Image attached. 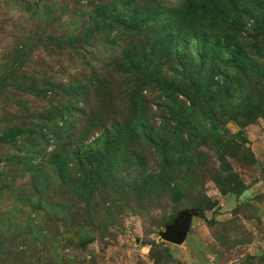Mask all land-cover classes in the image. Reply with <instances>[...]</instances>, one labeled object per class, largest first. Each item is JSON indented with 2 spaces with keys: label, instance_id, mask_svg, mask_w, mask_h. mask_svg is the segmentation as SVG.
Listing matches in <instances>:
<instances>
[{
  "label": "trees",
  "instance_id": "obj_1",
  "mask_svg": "<svg viewBox=\"0 0 264 264\" xmlns=\"http://www.w3.org/2000/svg\"><path fill=\"white\" fill-rule=\"evenodd\" d=\"M85 1L90 12L79 32L70 33L66 28L65 32L41 30L21 35V40L11 45L14 58L0 76V98L7 94L14 99L8 93L15 86L21 94L44 99L58 87L56 71L46 56L36 76L25 70L35 49H45L55 60L61 57L58 62L64 66L68 53L80 54L96 44L111 47L104 72L99 73L102 77L75 88L84 96L96 88L99 99L90 113L84 102L87 108L80 130L86 131L87 138L100 131L89 143L80 135V144L60 142L47 151L51 140H61L56 133L51 136L48 121L30 130L29 144L22 142L28 130L3 123L27 116V104L20 100L26 111L15 115L3 108L12 116L0 115L2 158L5 164L17 165L18 171L23 166L29 179L24 184L16 182L18 176L0 180V195L10 193L14 203L8 209L0 206V264H7L10 254L25 259L40 240L49 245L46 249L51 260L59 264L69 257L65 250L73 247L72 243L85 248L91 241L86 221H116L127 201L142 209L170 197L178 205L187 201L191 206L187 208L204 211L210 206L201 199L205 195L201 178L211 171L205 147L211 144L221 155L224 141L234 135L225 118L245 126L257 116L264 117V58L252 60L253 49L264 51V0ZM174 62L176 66L170 68ZM253 69L256 72L249 73ZM238 73L249 81L240 80ZM119 81L136 84L135 89L124 92L131 96L134 115L127 121L112 115L99 118L116 107L111 83ZM148 87L160 91L165 99L159 105L165 107L168 118L159 126L148 125L140 117L146 105L137 96ZM59 113L63 116L71 111L63 106ZM196 114L205 117L210 127L191 121ZM3 146L11 149L10 153ZM222 162L220 169H214L223 176V180L216 179L221 190L245 191L246 185L237 189L241 184L237 174L225 166V159ZM235 183L240 184L235 187ZM198 186L200 201L195 202L189 197ZM121 194L123 203L119 202L123 198L118 199ZM28 208L30 213L25 216ZM177 213L173 212L166 225ZM17 241L21 244L15 245ZM165 250L167 257L173 258L170 249ZM29 258L30 264H35L31 254Z\"/></svg>",
  "mask_w": 264,
  "mask_h": 264
},
{
  "label": "rangeland",
  "instance_id": "obj_2",
  "mask_svg": "<svg viewBox=\"0 0 264 264\" xmlns=\"http://www.w3.org/2000/svg\"><path fill=\"white\" fill-rule=\"evenodd\" d=\"M78 1L0 0V76L14 58L11 45L21 40V35L29 32L37 33L41 30L65 32L66 28L71 31L70 33L79 32L86 23L84 17L89 15L90 7L85 0H81L80 3ZM110 51V46L96 44L85 48L80 54L68 53L65 65L61 66L58 62L61 57L55 60V57L47 56L45 49H35L30 64L24 66L25 70L36 76V72L41 70L42 58L46 56L47 62L54 63L58 87L54 94H48L50 97L47 95L46 98L41 99L35 94H21L20 89L12 86L10 89L12 91L8 94L13 95L14 99L7 97V94L0 98V115L12 116L10 113H4L6 111H3V108L6 107L14 111V115L26 111V105L23 106L20 100L27 104L30 113L27 116L12 117L3 124L8 128L22 126L27 129L28 133L22 142L26 141L29 144L31 142L29 139L32 137L30 130L48 121L51 136L56 133L61 140L57 137L51 140L47 151L55 148L60 142L63 145L64 142L72 140V146H75L76 142L80 144V135L84 138L85 144L89 143L93 137L99 135L100 131L87 138L86 131L80 130L84 109L87 108L84 102L86 100L88 107L90 106V113L97 106L99 99L96 97V88L87 92L88 96L77 93L75 88L87 81H97V78L102 77L99 73L104 72L103 67L106 65ZM196 52L192 50V53ZM252 54L253 61H258L256 59L258 56L264 58V51L261 48L258 51L256 48L253 49ZM87 60L89 63L86 62ZM175 63L168 66L173 68L176 66ZM166 70L168 71L167 68ZM255 72L256 69L249 71V73ZM237 76L240 80L249 81L241 73ZM112 86L114 89L112 93L116 96V107L105 111L106 114L101 113L99 118L106 115V119H109L112 115L114 118L127 121L134 114L131 111L133 110L131 96L124 92L126 88L135 89L136 84L133 82L128 85L120 84L119 81L114 85L111 83ZM239 95L242 94L237 96ZM140 96L137 98L142 99L146 105L145 111L140 116L142 120L148 125H161L167 116L165 107L159 105L165 100L161 92L148 87ZM90 101L91 105H89ZM261 104L264 105V97ZM63 106H68L71 113L61 116L59 110ZM224 120L234 135L229 142L224 141L221 155L217 147L211 149V144L205 147L209 152L205 154L207 167L211 171H207L205 177L201 178V188L205 194L201 195V199H204L203 201L206 202L204 204L210 207L203 209L204 216L192 217L191 228L181 244L165 241L160 236V232L165 230L166 222H169L173 212L177 213L183 208L191 207L187 201L178 205L168 197V200L156 201L154 205L144 203L147 205L142 209L131 207L127 201L117 213L119 216L116 217V221L108 223L106 218L92 223L86 221L85 230L93 235L91 241L85 248H81L76 242L75 245L72 243L73 247H67L65 250L70 254L67 255L69 257L59 260V264H264V117L257 116L254 123L245 126H241L235 120L228 121L226 118ZM191 121L202 127H210L209 121L199 114H196ZM170 123L174 124V122ZM3 149L10 153L11 149L7 146H3ZM2 151L0 148V159L4 156L1 155ZM224 159L225 166H229L235 176L237 174L241 183L240 185L235 183L234 186L239 185L237 189L242 185L247 186L242 193L236 190L225 193L221 190L216 179L223 180V176L216 174L214 169H220ZM23 173L25 174L23 166L22 170L18 171L17 165H10L9 162L5 164V158L0 160V180L6 177L13 180L14 176H18L16 182L24 184L29 179V172L24 177ZM199 194L200 186L189 199L198 202ZM4 195H0L2 196L0 206L8 209L14 203L9 197L10 193L5 191ZM129 198L132 201V197ZM118 199L123 203L125 197L121 194ZM29 213L30 208L26 210L25 216ZM16 244L19 245L21 242L17 241ZM47 247L49 245L40 240L30 250L31 252H28L25 259L10 254L7 264H30V254L35 264H55V260H51V254H48ZM166 247L170 249L173 258L167 257ZM41 257H43L42 262H40ZM27 258L29 261H26Z\"/></svg>",
  "mask_w": 264,
  "mask_h": 264
},
{
  "label": "water",
  "instance_id": "obj_3",
  "mask_svg": "<svg viewBox=\"0 0 264 264\" xmlns=\"http://www.w3.org/2000/svg\"><path fill=\"white\" fill-rule=\"evenodd\" d=\"M194 216H204V211L197 208L180 210L174 220L166 225L165 230L160 232V236L170 243L181 244L188 235Z\"/></svg>",
  "mask_w": 264,
  "mask_h": 264
}]
</instances>
